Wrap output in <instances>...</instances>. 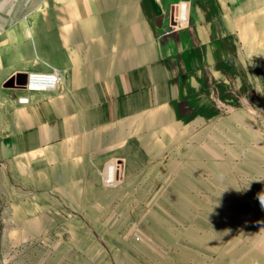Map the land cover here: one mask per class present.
I'll return each instance as SVG.
<instances>
[{"label": "crops", "instance_id": "obj_1", "mask_svg": "<svg viewBox=\"0 0 264 264\" xmlns=\"http://www.w3.org/2000/svg\"><path fill=\"white\" fill-rule=\"evenodd\" d=\"M80 1L60 8L83 13L85 37L63 36L57 21L29 22L34 35L23 27L1 55L0 190L9 229L25 240L49 237V246L57 221L73 219L59 205L105 204L122 186L148 189L155 160L178 155L179 140H201L207 129L213 140L222 108L231 109L230 124L233 114L247 120L242 139L257 134L264 147V0ZM51 67L62 76L54 91L4 87L16 74Z\"/></svg>", "mask_w": 264, "mask_h": 264}, {"label": "rangeland", "instance_id": "obj_2", "mask_svg": "<svg viewBox=\"0 0 264 264\" xmlns=\"http://www.w3.org/2000/svg\"><path fill=\"white\" fill-rule=\"evenodd\" d=\"M73 2L81 3L0 0V63L23 27L34 35L29 22L57 21L63 36L85 37L83 13L60 8ZM227 113L221 109L212 141L207 129L201 140H179L166 162L157 158L146 178L152 188L122 186L105 204L59 205L73 219L57 221L52 246L49 237L25 240L9 229L13 215L0 190V264H264V147L257 134L242 139L246 119L233 114L230 124Z\"/></svg>", "mask_w": 264, "mask_h": 264}, {"label": "built area", "instance_id": "obj_3", "mask_svg": "<svg viewBox=\"0 0 264 264\" xmlns=\"http://www.w3.org/2000/svg\"><path fill=\"white\" fill-rule=\"evenodd\" d=\"M186 6L185 4H179L177 14L174 16L175 23H184L186 20ZM61 73L58 69L51 67L48 72H30L27 74L26 84L21 90L28 93L36 92H50L56 90L61 82ZM20 104H27L28 96H23L18 99ZM114 166L112 164L107 165L104 172V180L110 184L114 180Z\"/></svg>", "mask_w": 264, "mask_h": 264}, {"label": "water", "instance_id": "obj_4", "mask_svg": "<svg viewBox=\"0 0 264 264\" xmlns=\"http://www.w3.org/2000/svg\"><path fill=\"white\" fill-rule=\"evenodd\" d=\"M26 74H16L5 84V88H17L21 89L26 84Z\"/></svg>", "mask_w": 264, "mask_h": 264}, {"label": "clouds", "instance_id": "obj_5", "mask_svg": "<svg viewBox=\"0 0 264 264\" xmlns=\"http://www.w3.org/2000/svg\"><path fill=\"white\" fill-rule=\"evenodd\" d=\"M261 204L262 206H264V199H261Z\"/></svg>", "mask_w": 264, "mask_h": 264}, {"label": "bare ground", "instance_id": "obj_6", "mask_svg": "<svg viewBox=\"0 0 264 264\" xmlns=\"http://www.w3.org/2000/svg\"><path fill=\"white\" fill-rule=\"evenodd\" d=\"M115 166V165H114ZM115 171V170H114ZM116 173V172H115ZM113 175H114V172H113Z\"/></svg>", "mask_w": 264, "mask_h": 264}]
</instances>
